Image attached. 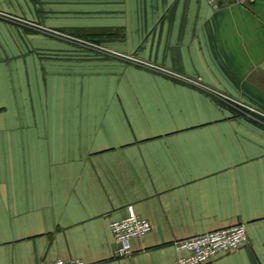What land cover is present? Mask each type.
<instances>
[{
    "label": "crops",
    "instance_id": "1",
    "mask_svg": "<svg viewBox=\"0 0 264 264\" xmlns=\"http://www.w3.org/2000/svg\"><path fill=\"white\" fill-rule=\"evenodd\" d=\"M238 224L207 264H264V0H0V264H174Z\"/></svg>",
    "mask_w": 264,
    "mask_h": 264
},
{
    "label": "built area",
    "instance_id": "2",
    "mask_svg": "<svg viewBox=\"0 0 264 264\" xmlns=\"http://www.w3.org/2000/svg\"><path fill=\"white\" fill-rule=\"evenodd\" d=\"M215 8L226 0H207ZM240 5H246L248 0H233ZM55 34L67 41L74 42L86 48L108 52L98 44L80 37L55 32ZM192 81V80H190ZM199 84L196 81H192ZM111 230L116 242V252L120 257L133 253L132 240L148 234L152 230L150 221L142 218L136 212L134 205L127 207V214L111 224ZM248 243V233L245 224H238L226 228L208 231L207 233L185 238L175 242L176 249L182 254L174 264H207L212 258L236 251ZM39 264H89L80 258L57 259L43 261Z\"/></svg>",
    "mask_w": 264,
    "mask_h": 264
}]
</instances>
